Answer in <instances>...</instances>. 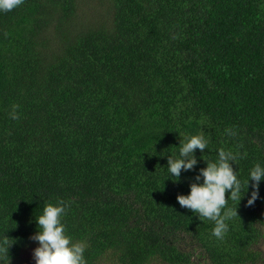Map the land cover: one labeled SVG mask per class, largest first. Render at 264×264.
<instances>
[{
	"label": "trees",
	"instance_id": "obj_1",
	"mask_svg": "<svg viewBox=\"0 0 264 264\" xmlns=\"http://www.w3.org/2000/svg\"><path fill=\"white\" fill-rule=\"evenodd\" d=\"M106 1L0 0V264H264V0Z\"/></svg>",
	"mask_w": 264,
	"mask_h": 264
},
{
	"label": "rangeland",
	"instance_id": "obj_2",
	"mask_svg": "<svg viewBox=\"0 0 264 264\" xmlns=\"http://www.w3.org/2000/svg\"><path fill=\"white\" fill-rule=\"evenodd\" d=\"M96 1L97 0H80V8H81L80 11L81 18L79 20L80 24L94 25V23H98L99 21L108 20L109 2L103 0L102 7L99 10H96L91 8V6L94 5ZM263 234H264V229H263ZM58 247L60 253L63 254L64 246L63 247L58 246ZM260 248L264 250V237L260 243ZM35 255L37 256V262L32 260L28 262V260ZM60 257L61 255L59 254H52L51 249H47V248L36 249L35 247H33L23 254V256L21 257L22 263L19 264H56ZM201 264H205L204 261L201 260Z\"/></svg>",
	"mask_w": 264,
	"mask_h": 264
}]
</instances>
